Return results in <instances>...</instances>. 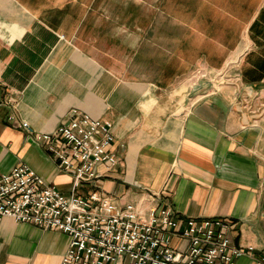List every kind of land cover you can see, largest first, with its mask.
I'll list each match as a JSON object with an SVG mask.
<instances>
[{
    "label": "crops",
    "instance_id": "0c3cea01",
    "mask_svg": "<svg viewBox=\"0 0 264 264\" xmlns=\"http://www.w3.org/2000/svg\"><path fill=\"white\" fill-rule=\"evenodd\" d=\"M72 109L113 124L118 157L82 196L159 194L229 220L253 247L237 264L264 260V0H0V172L26 164L71 195L37 136ZM70 243L0 221V264H62Z\"/></svg>",
    "mask_w": 264,
    "mask_h": 264
},
{
    "label": "built area",
    "instance_id": "2783aa9c",
    "mask_svg": "<svg viewBox=\"0 0 264 264\" xmlns=\"http://www.w3.org/2000/svg\"><path fill=\"white\" fill-rule=\"evenodd\" d=\"M69 117L37 140L62 171L74 175L71 195L48 184L30 166L16 165L0 172V221L10 217L69 235L62 264H237L253 250L232 244L229 220L181 218L160 203L159 194L125 205L97 191L82 196L80 188L91 186L118 163L111 148L115 136L110 121L77 109ZM22 126L30 129L26 122Z\"/></svg>",
    "mask_w": 264,
    "mask_h": 264
},
{
    "label": "rangeland",
    "instance_id": "374dc122",
    "mask_svg": "<svg viewBox=\"0 0 264 264\" xmlns=\"http://www.w3.org/2000/svg\"><path fill=\"white\" fill-rule=\"evenodd\" d=\"M203 73H206V71H200L199 74L201 75V74H203ZM225 73H226V72L220 73V75H218V76H220V77H225V75H226ZM133 202H137V201H133Z\"/></svg>",
    "mask_w": 264,
    "mask_h": 264
}]
</instances>
